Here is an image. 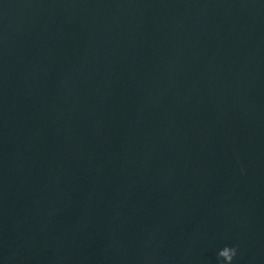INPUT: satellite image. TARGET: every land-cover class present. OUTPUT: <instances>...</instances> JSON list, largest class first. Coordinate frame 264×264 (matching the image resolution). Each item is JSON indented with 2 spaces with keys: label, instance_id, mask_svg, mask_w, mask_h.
I'll return each instance as SVG.
<instances>
[{
  "label": "water",
  "instance_id": "obj_1",
  "mask_svg": "<svg viewBox=\"0 0 264 264\" xmlns=\"http://www.w3.org/2000/svg\"><path fill=\"white\" fill-rule=\"evenodd\" d=\"M264 264V0H0V264Z\"/></svg>",
  "mask_w": 264,
  "mask_h": 264
},
{
  "label": "clouds",
  "instance_id": "obj_2",
  "mask_svg": "<svg viewBox=\"0 0 264 264\" xmlns=\"http://www.w3.org/2000/svg\"><path fill=\"white\" fill-rule=\"evenodd\" d=\"M236 254V249L230 246H225L222 250L219 251L218 256L222 257L226 264H231L233 257Z\"/></svg>",
  "mask_w": 264,
  "mask_h": 264
}]
</instances>
